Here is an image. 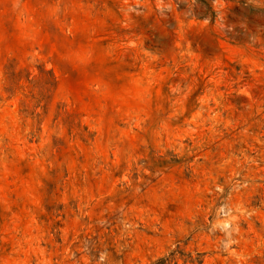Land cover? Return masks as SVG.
<instances>
[{
	"label": "rangeland",
	"instance_id": "374dc122",
	"mask_svg": "<svg viewBox=\"0 0 264 264\" xmlns=\"http://www.w3.org/2000/svg\"><path fill=\"white\" fill-rule=\"evenodd\" d=\"M0 264H264V0H0Z\"/></svg>",
	"mask_w": 264,
	"mask_h": 264
},
{
	"label": "trees",
	"instance_id": "16d2710c",
	"mask_svg": "<svg viewBox=\"0 0 264 264\" xmlns=\"http://www.w3.org/2000/svg\"><path fill=\"white\" fill-rule=\"evenodd\" d=\"M12 76L14 77V79L18 78V75L16 74H13Z\"/></svg>",
	"mask_w": 264,
	"mask_h": 264
}]
</instances>
